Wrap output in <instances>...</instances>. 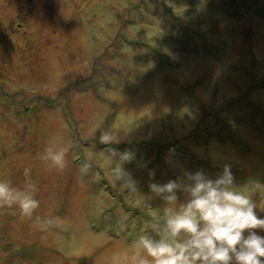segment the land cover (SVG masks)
Wrapping results in <instances>:
<instances>
[{
    "label": "rangeland",
    "instance_id": "374dc122",
    "mask_svg": "<svg viewBox=\"0 0 264 264\" xmlns=\"http://www.w3.org/2000/svg\"><path fill=\"white\" fill-rule=\"evenodd\" d=\"M53 138L63 169L41 158ZM225 164L264 216V0H0V176L23 187L30 168L40 200L32 217L0 206V264H133L164 203L150 182Z\"/></svg>",
    "mask_w": 264,
    "mask_h": 264
},
{
    "label": "clouds",
    "instance_id": "9594fccd",
    "mask_svg": "<svg viewBox=\"0 0 264 264\" xmlns=\"http://www.w3.org/2000/svg\"><path fill=\"white\" fill-rule=\"evenodd\" d=\"M99 141L107 146L122 188L136 192L137 181L124 169L125 162L136 154L113 147L120 142L119 130L111 126L104 129ZM69 149V145L53 138L45 144L41 158L50 166L63 169ZM90 166V162H85L81 170L86 172ZM24 173L28 182L23 187L0 176V206H15L21 216L32 217L40 200L31 182V169L25 168ZM150 175L155 176V171ZM149 188L148 202L159 197L164 203L159 215L148 218L146 229L137 233L133 264H264V235L255 231L264 228V216L257 214L253 195L236 184L230 164H225L216 178L203 170L186 171L184 176L164 183L153 180ZM37 221L43 230L58 223V218L37 217ZM126 227L120 225V229ZM118 258L119 254H114L113 260Z\"/></svg>",
    "mask_w": 264,
    "mask_h": 264
},
{
    "label": "flooded vegetation",
    "instance_id": "af4514ba",
    "mask_svg": "<svg viewBox=\"0 0 264 264\" xmlns=\"http://www.w3.org/2000/svg\"><path fill=\"white\" fill-rule=\"evenodd\" d=\"M13 99H14V97H12V100H13ZM13 101H14V100H13ZM14 102H15V101H14ZM15 103H16V102H15ZM11 105H12V102H11ZM14 105H15V104H13V107H12L13 109H14Z\"/></svg>",
    "mask_w": 264,
    "mask_h": 264
}]
</instances>
